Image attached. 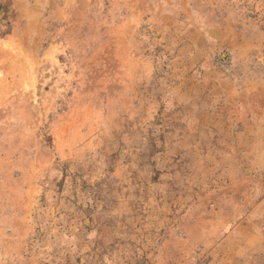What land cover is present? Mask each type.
<instances>
[{"label": "rangeland", "instance_id": "1", "mask_svg": "<svg viewBox=\"0 0 264 264\" xmlns=\"http://www.w3.org/2000/svg\"><path fill=\"white\" fill-rule=\"evenodd\" d=\"M0 264H264V0H0Z\"/></svg>", "mask_w": 264, "mask_h": 264}]
</instances>
